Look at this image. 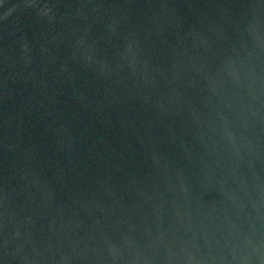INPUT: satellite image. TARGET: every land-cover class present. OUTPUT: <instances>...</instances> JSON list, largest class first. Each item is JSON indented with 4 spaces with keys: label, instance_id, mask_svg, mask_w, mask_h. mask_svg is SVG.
I'll use <instances>...</instances> for the list:
<instances>
[{
    "label": "water",
    "instance_id": "95a60500",
    "mask_svg": "<svg viewBox=\"0 0 264 264\" xmlns=\"http://www.w3.org/2000/svg\"><path fill=\"white\" fill-rule=\"evenodd\" d=\"M0 264H264V0H0Z\"/></svg>",
    "mask_w": 264,
    "mask_h": 264
}]
</instances>
